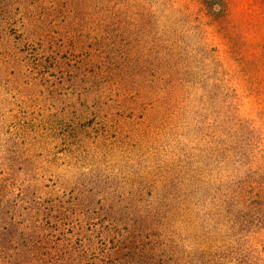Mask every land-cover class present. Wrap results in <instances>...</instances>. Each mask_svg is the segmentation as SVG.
I'll use <instances>...</instances> for the list:
<instances>
[{
    "label": "rangeland",
    "instance_id": "rangeland-1",
    "mask_svg": "<svg viewBox=\"0 0 264 264\" xmlns=\"http://www.w3.org/2000/svg\"><path fill=\"white\" fill-rule=\"evenodd\" d=\"M218 2L219 11L212 0H0V176L77 204L69 264H89L73 243L98 235L89 210L111 189L150 181L145 172L190 156L199 184L214 182L224 223L249 172L263 175L264 0ZM154 63L162 74L150 90ZM155 90L196 94L175 121H148L138 94Z\"/></svg>",
    "mask_w": 264,
    "mask_h": 264
},
{
    "label": "trees",
    "instance_id": "trees-1",
    "mask_svg": "<svg viewBox=\"0 0 264 264\" xmlns=\"http://www.w3.org/2000/svg\"><path fill=\"white\" fill-rule=\"evenodd\" d=\"M212 1L211 7L219 11L220 2ZM10 22L7 17L6 23ZM163 53L173 60L172 51ZM108 64L97 65L101 74ZM152 67L143 85L150 90L162 74L160 63ZM138 69L135 74L146 77V64ZM91 78L96 82V76ZM156 90L138 94L137 105L147 106L148 121L162 117L175 121L177 112L182 114L196 94L189 92L188 98L187 92ZM216 154L213 150V157ZM215 158L205 167L213 170L218 162V156ZM186 159L191 157L161 168L163 174L158 175L162 178L156 175L150 179L145 172L143 178L150 183L140 182L121 192L111 189L99 200L107 204L89 210L98 215L92 224L98 235L85 238L86 244L84 240L73 242L80 257L85 256L83 260L89 264H264V173L249 172V184L237 196L241 205L229 212L231 218L224 223L216 196L210 197L215 195L211 193L214 182L199 184L198 163L193 160L191 168ZM30 188L18 176H0V264H69L67 260L75 252L69 250L73 246L66 238L72 217L79 221L75 228L82 229L80 215L71 211L77 204L65 205L61 198L49 203L29 192ZM104 209L111 216L104 215ZM248 233L249 246H244Z\"/></svg>",
    "mask_w": 264,
    "mask_h": 264
}]
</instances>
